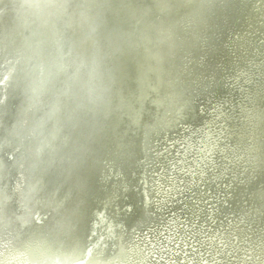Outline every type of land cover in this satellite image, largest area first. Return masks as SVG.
<instances>
[{"label":"water","instance_id":"water-1","mask_svg":"<svg viewBox=\"0 0 264 264\" xmlns=\"http://www.w3.org/2000/svg\"><path fill=\"white\" fill-rule=\"evenodd\" d=\"M253 26L264 0H0L4 263L131 264L156 143L226 89ZM248 66L223 205L264 247V60Z\"/></svg>","mask_w":264,"mask_h":264},{"label":"rangeland","instance_id":"rangeland-1","mask_svg":"<svg viewBox=\"0 0 264 264\" xmlns=\"http://www.w3.org/2000/svg\"><path fill=\"white\" fill-rule=\"evenodd\" d=\"M234 34L237 44L242 36ZM247 39L249 45L235 48V61L223 68L226 89L200 96L198 118L182 119L156 143L146 176L153 217L129 236L131 264H149L151 244L162 245L174 234L179 242H171L170 250L177 248L180 264H264L255 227L223 205L230 177L224 163L233 154L229 116L249 94L248 63L264 60V28L253 26Z\"/></svg>","mask_w":264,"mask_h":264},{"label":"bare ground","instance_id":"bare-ground-1","mask_svg":"<svg viewBox=\"0 0 264 264\" xmlns=\"http://www.w3.org/2000/svg\"><path fill=\"white\" fill-rule=\"evenodd\" d=\"M233 35H235V34H233ZM249 40H251V38ZM247 157H248V155H247ZM241 218L242 217H240V220H241ZM173 241L175 243L179 242L178 234L177 235L174 234L171 237L166 238V241H164V243L162 245L160 244V242H157L156 244H151V246L149 247L150 250H149V256H148V260H147L148 262L150 260L149 264H180L179 255L174 254V252H177V250H176L177 248L175 246H173L172 250H170V247H171L170 243ZM0 244H2L0 246V247H2V249L0 248V264H8V263H4V261H5L4 259L5 258L10 259L9 257L13 255L14 251L9 250V249H11V245H10V243H8V240L0 238ZM164 246H167L169 249L163 248ZM164 254H165V256H164ZM153 257H155V259H153ZM175 257H177L176 262H173L172 258H175ZM180 258H182V257H180ZM19 259H16L14 257V259L9 260V261L15 263L18 260L16 262V264H25L23 259L22 260H21V258H19Z\"/></svg>","mask_w":264,"mask_h":264}]
</instances>
